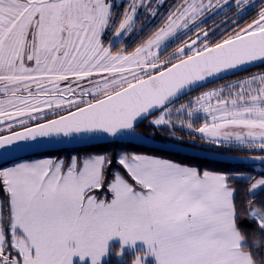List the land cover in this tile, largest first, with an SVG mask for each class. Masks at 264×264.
I'll return each instance as SVG.
<instances>
[{"label": "snow or ice", "instance_id": "obj_1", "mask_svg": "<svg viewBox=\"0 0 264 264\" xmlns=\"http://www.w3.org/2000/svg\"><path fill=\"white\" fill-rule=\"evenodd\" d=\"M188 152L264 165V0H0V264H264V172Z\"/></svg>", "mask_w": 264, "mask_h": 264}, {"label": "trees", "instance_id": "obj_2", "mask_svg": "<svg viewBox=\"0 0 264 264\" xmlns=\"http://www.w3.org/2000/svg\"><path fill=\"white\" fill-rule=\"evenodd\" d=\"M259 70V69H255ZM161 138V137H158ZM104 146H99V147H83V148H78L82 151H102ZM70 151V150H67ZM67 151L65 154H67ZM177 160H181L183 162L187 163H193V164H199L201 167H207L213 170H232V171H243L245 173L250 172L253 173V175H258L262 172H264V168L261 167L262 169L259 171H256L254 167L251 166H245V165H233V164H227V163H221V162H215V161H209L206 159H199V158H194L190 156H185V155H177L172 157Z\"/></svg>", "mask_w": 264, "mask_h": 264}, {"label": "water", "instance_id": "obj_3", "mask_svg": "<svg viewBox=\"0 0 264 264\" xmlns=\"http://www.w3.org/2000/svg\"><path fill=\"white\" fill-rule=\"evenodd\" d=\"M158 139H162V138H158ZM72 147L75 148H83V147H90V146H69L68 150H71ZM185 156H190V157H194V158H199V159H206L203 153H199V152H188L186 154H184ZM246 154H237V153H225L220 157H217L215 159L212 158H207L206 160L209 161H215V162H221V163H227V164H233V165H245V166H252L251 164H245V163H240L239 160H235V159H225L224 156H231V157H244ZM254 166H261L264 167V165H261L259 162H256Z\"/></svg>", "mask_w": 264, "mask_h": 264}, {"label": "rangeland", "instance_id": "obj_4", "mask_svg": "<svg viewBox=\"0 0 264 264\" xmlns=\"http://www.w3.org/2000/svg\"><path fill=\"white\" fill-rule=\"evenodd\" d=\"M119 2H121V3H126V0H119ZM172 2H173V0H166V5H167V4H171ZM160 11L163 12L164 9L161 8ZM139 19H140V21H141L142 23H146L147 26H148L149 28L155 26V25L158 24L159 21H160V17H159V16H157V17H155V18H152V17L148 16L147 14L140 15V16H139ZM133 36H135V34H133ZM129 41H132V36H129V37L126 38V42H129ZM254 169H255L256 171H259V170H261L262 168H261L260 166H254ZM247 173H250V172H247ZM250 174L253 175V173H250Z\"/></svg>", "mask_w": 264, "mask_h": 264}, {"label": "flooded vegetation", "instance_id": "obj_5", "mask_svg": "<svg viewBox=\"0 0 264 264\" xmlns=\"http://www.w3.org/2000/svg\"><path fill=\"white\" fill-rule=\"evenodd\" d=\"M229 153L246 154V153H243V152H229Z\"/></svg>", "mask_w": 264, "mask_h": 264}]
</instances>
